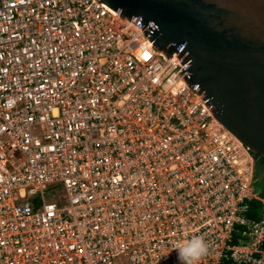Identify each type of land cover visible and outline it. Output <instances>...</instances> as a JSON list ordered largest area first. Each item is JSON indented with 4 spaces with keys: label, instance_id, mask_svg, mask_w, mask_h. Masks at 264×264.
<instances>
[{
    "label": "built area",
    "instance_id": "2783aa9c",
    "mask_svg": "<svg viewBox=\"0 0 264 264\" xmlns=\"http://www.w3.org/2000/svg\"><path fill=\"white\" fill-rule=\"evenodd\" d=\"M152 27L101 0H0V264H181L193 235L197 264H264L252 153Z\"/></svg>",
    "mask_w": 264,
    "mask_h": 264
},
{
    "label": "water",
    "instance_id": "95a60500",
    "mask_svg": "<svg viewBox=\"0 0 264 264\" xmlns=\"http://www.w3.org/2000/svg\"><path fill=\"white\" fill-rule=\"evenodd\" d=\"M152 23L154 47L182 46L185 83L253 156L264 158V0H101ZM173 43V44H172Z\"/></svg>",
    "mask_w": 264,
    "mask_h": 264
},
{
    "label": "clouds",
    "instance_id": "9594fccd",
    "mask_svg": "<svg viewBox=\"0 0 264 264\" xmlns=\"http://www.w3.org/2000/svg\"><path fill=\"white\" fill-rule=\"evenodd\" d=\"M175 249L181 264H197L207 253L208 244L202 236L193 235L185 243L177 245Z\"/></svg>",
    "mask_w": 264,
    "mask_h": 264
},
{
    "label": "rangeland",
    "instance_id": "374dc122",
    "mask_svg": "<svg viewBox=\"0 0 264 264\" xmlns=\"http://www.w3.org/2000/svg\"><path fill=\"white\" fill-rule=\"evenodd\" d=\"M253 186L255 187V190L257 194L263 198L264 201V160L257 161L255 165L253 166ZM256 170V174H255ZM60 189H58L59 191ZM58 193H56V188L51 191L48 190L47 193L45 194V199L46 200H55V202L58 204V206H63L65 205L64 201L58 198Z\"/></svg>",
    "mask_w": 264,
    "mask_h": 264
},
{
    "label": "trees",
    "instance_id": "16d2710c",
    "mask_svg": "<svg viewBox=\"0 0 264 264\" xmlns=\"http://www.w3.org/2000/svg\"><path fill=\"white\" fill-rule=\"evenodd\" d=\"M261 161L262 160H264V158H262V159H260ZM259 160V161H260ZM255 174H256V170H255ZM250 205H251V208L255 211H258L259 209H260V207H261V204L259 203V202H256V201H253V202H251L250 203ZM254 212V216H257V212Z\"/></svg>",
    "mask_w": 264,
    "mask_h": 264
}]
</instances>
